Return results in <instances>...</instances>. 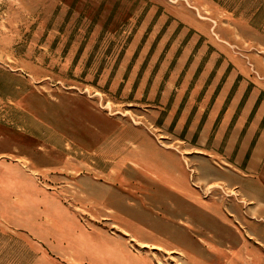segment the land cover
<instances>
[{
    "label": "rangeland",
    "instance_id": "obj_1",
    "mask_svg": "<svg viewBox=\"0 0 264 264\" xmlns=\"http://www.w3.org/2000/svg\"><path fill=\"white\" fill-rule=\"evenodd\" d=\"M262 126L264 0H0V264H264Z\"/></svg>",
    "mask_w": 264,
    "mask_h": 264
},
{
    "label": "crops",
    "instance_id": "obj_2",
    "mask_svg": "<svg viewBox=\"0 0 264 264\" xmlns=\"http://www.w3.org/2000/svg\"><path fill=\"white\" fill-rule=\"evenodd\" d=\"M254 128L250 129L249 132L247 133V136L250 137L253 133ZM249 140V139H248ZM248 140H246L245 142H243V144L240 146V152L238 153V156H236L237 160H243V154L248 150V157L247 160L249 162L252 163V168L253 169H257V162L261 163V167L259 170V177H260V184H261V188L260 189H255V191H252V195H250V193H245V196L254 202H259L261 204H263L264 207V126H262L260 133L258 134V137L255 141L252 142H248ZM257 190H260L261 192H263V195L261 197H259V195L257 194Z\"/></svg>",
    "mask_w": 264,
    "mask_h": 264
},
{
    "label": "bare ground",
    "instance_id": "obj_3",
    "mask_svg": "<svg viewBox=\"0 0 264 264\" xmlns=\"http://www.w3.org/2000/svg\"><path fill=\"white\" fill-rule=\"evenodd\" d=\"M157 248V247H156Z\"/></svg>",
    "mask_w": 264,
    "mask_h": 264
}]
</instances>
